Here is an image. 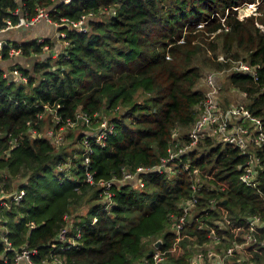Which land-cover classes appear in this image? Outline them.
<instances>
[{
  "label": "trees",
  "instance_id": "obj_1",
  "mask_svg": "<svg viewBox=\"0 0 264 264\" xmlns=\"http://www.w3.org/2000/svg\"><path fill=\"white\" fill-rule=\"evenodd\" d=\"M243 2L256 0H0V28L6 18L18 20L17 9L27 17L34 16L39 6H46L53 19L76 20L87 15L84 31L59 27L65 29L68 42L62 47L57 41L52 50L53 43L45 36L43 42L36 37H7L0 50V190L24 191L19 201L10 196L0 200V225L6 229L0 235V264H13L22 246L37 249L31 254L35 262L56 255L72 264L137 262L149 256L156 238L163 239L161 247L172 248L171 215L178 214L180 203L191 195L192 182L202 187L195 214L206 207L205 225L187 226L161 264H183L195 245L210 243L208 224L220 236L212 245L220 248L242 239L247 230L245 214L264 216V143L247 144L259 157V190L238 179L247 155L206 130L180 155L172 172L137 173L144 186L136 179L114 180L107 205L102 187L89 185L82 164L75 163L77 149L72 151L71 168L60 169L69 155L58 151L60 143L42 133L47 106L57 111V128L76 111L91 118L88 124L81 122L88 129L106 117L113 131L104 145L89 138L90 169L95 179L121 178L123 168L133 171L158 163L171 140L180 139V145L187 140L205 91L197 87L198 81L211 70L228 68L230 60L259 64L256 78L234 70L226 80L228 86L240 90L264 127V0L257 8L259 14L239 19L236 7ZM43 23L51 25L41 21L36 26L41 28ZM44 43L50 47L48 53H41ZM10 46L21 49L22 56H18L37 60L32 67L22 66L15 61L18 56L10 55ZM219 54L228 60H219ZM14 68L26 76V82L3 76L5 70ZM48 124H53L52 115ZM85 134L81 131L77 142ZM13 138H17L15 144L10 142ZM185 162L190 163V170L184 169ZM193 168L198 169L196 173ZM19 178L25 180L16 182ZM85 202L87 212L74 215L79 218L75 220L70 214ZM65 214L73 226H80L81 237L78 244L63 248L56 238L66 224ZM258 236L261 241L226 256L225 264H242L237 260L240 254L264 264L263 233ZM4 237L11 242L10 249Z\"/></svg>",
  "mask_w": 264,
  "mask_h": 264
},
{
  "label": "built area",
  "instance_id": "obj_2",
  "mask_svg": "<svg viewBox=\"0 0 264 264\" xmlns=\"http://www.w3.org/2000/svg\"><path fill=\"white\" fill-rule=\"evenodd\" d=\"M65 3L70 0H60ZM59 1L55 2L58 3ZM53 5V7L55 6ZM255 2L249 3V7L253 6ZM238 8V7H236ZM254 8L253 11H255ZM50 10L46 6L36 7V14L32 17H27V15H22L20 9L14 11L18 15V20L12 22L9 18L5 19V26L0 28V50L5 43L7 37L3 36L5 32L9 29L23 30L22 28L34 27L41 21H46L51 24L57 31L56 36L61 38L64 44H67L65 39V29H60L59 27H65L66 29H75L77 31L86 30L85 19L87 15H82L79 19H70L65 16L59 17V19H53L50 15ZM90 14V13H89ZM36 39L39 42H43L45 37L43 35H37ZM50 47L48 44L44 43L42 45L41 53H48ZM9 53L12 56H18L21 54V49L10 46ZM56 54V52H51V55ZM219 60L227 61L228 58H225L223 54H219L217 57ZM231 64L228 68L223 70H211L204 75L205 81V91L204 96L199 103L200 112L195 118L191 129L188 131L187 140L179 144L180 139L171 140L170 145L167 148L166 155L160 157V160L156 164L147 165V166H137L133 171L123 168V174L121 178L116 179H95L94 171L90 169V153L92 152V147L90 144L89 138L92 137L93 141L101 143L104 145V139L108 134L113 131V124L110 123L106 117H102L99 121V124L96 125L95 131L88 132L84 135L81 143L82 148L85 153L82 156L81 164L84 168L85 180L89 185L95 187H102V199L104 202H107L108 205L111 201L112 191L110 189L114 180L116 181H133L137 180L139 186H144L142 179L136 177V174L139 172L145 173L153 170L158 172H172L177 159L180 155L187 152L193 145L199 141L200 137L204 134V131L208 130L213 134L215 138H218L223 143H228L233 146H236L240 149L243 154L247 155L243 166L241 167V172L238 176V179L245 185L258 188V179L256 175V164L259 160L258 155L254 154L247 149L248 142H251L255 145H261L264 143V127L260 116L254 115L251 110L246 106L244 102H235L230 103L226 108H223L219 101V82L218 78L223 74L224 71L232 72L234 70L241 71L245 73H250L253 77L256 78L257 67L259 64H250L243 60H230ZM0 67H2L0 60ZM12 75L16 77L18 82H26V76L19 71L17 68H14L11 71L5 70L3 76L9 78ZM234 91H240L235 87H231ZM48 107V106H47ZM46 107V108H47ZM51 110L52 115V128L47 129L44 132L48 138L54 141L56 144H59L61 137L56 135L55 124L59 121V116L56 109L53 107H48ZM91 118L84 111H76L74 117L66 118L65 123L61 124L58 128L63 126H71L77 122L84 121L85 123H90ZM32 135H35V130H32ZM175 137V136H174ZM17 138H13L10 142L15 144ZM65 164L59 166L60 169L65 167ZM184 169L190 170V163H183ZM198 169L193 168L192 172L196 173ZM168 173V172H167ZM170 173H168V176ZM202 189L201 185L197 182H192L190 184L191 195L188 198L183 199L180 203V211L178 214H172V228L175 233V238L172 243V248L161 247L163 243L162 238H156L152 243V250L149 251V256L138 260L137 262H131L128 264H161L164 263L168 258V253L170 250H174L176 243L182 239L183 231L192 223H196L198 228H201L205 225L203 220L204 215L208 213L206 207L202 208V212L198 215L195 214V204L198 202V192ZM1 192L8 197L10 196L11 200L19 201L24 191L6 193L1 190ZM213 202V199L210 200ZM66 224L61 228L57 234L56 242H59V247H70L71 245L78 244L81 237L80 226H73V223L69 221L68 215H64ZM243 219L247 224V230L243 233L242 239L237 241H232L229 245L223 246L220 248H214L212 243L219 241L220 236L217 235V232L213 225L208 224L207 236L211 239L210 243H204L203 245H195L193 255L187 259L183 264H225L226 256L234 254V252L241 253L243 248L249 246L251 243H256L260 240L258 232L263 233L262 242L264 243V216L260 213H249L245 214ZM96 217H92L91 221L94 223ZM216 223L221 224L219 219L215 220ZM34 223L30 222V226H33ZM6 241L7 248H11V242L8 238H3ZM159 241L158 245H155ZM56 244H53V246ZM36 248H29L27 246H22L20 250L16 251L13 257V264H72L63 261L60 257L54 255L51 259H44L40 262H35L31 259V254L36 253ZM3 261L6 263L7 260L2 257ZM237 260L243 261L242 264H261L258 261H254L248 257L246 254H240L237 257ZM122 264V263H119Z\"/></svg>",
  "mask_w": 264,
  "mask_h": 264
},
{
  "label": "rangeland",
  "instance_id": "obj_3",
  "mask_svg": "<svg viewBox=\"0 0 264 264\" xmlns=\"http://www.w3.org/2000/svg\"><path fill=\"white\" fill-rule=\"evenodd\" d=\"M249 3H252V2H249ZM249 3L243 2V3H241L238 6L237 13H236L237 18L243 19V18H245L248 15H254L253 13L259 14L257 8L259 6L263 5L262 4V0H256L255 4L253 6H250V7L248 6ZM254 8H256L255 12L253 11ZM45 24L46 23H43L42 25L44 26ZM32 28H35V27H32ZM15 30L16 29H13V28L9 29L7 32L4 33L3 36L14 38L15 37V33H16ZM52 32L55 33V28L54 29L51 28V30H46V32L44 31V33H49L50 35H52ZM49 39L53 43V45L51 47L52 50H53L54 47H56L55 46L56 41H60L62 43L61 47L64 45L63 41L61 40V38H57L55 36L53 38L50 37ZM17 40H19V39H17ZM61 49L62 48H60V50ZM20 56H22V55L20 54ZM20 56L15 58V61L16 62L17 61L21 62L22 63L21 65L24 66V67H32L33 60H37L36 57H33V59H31V56H23L25 58L21 59ZM205 70L207 71V69H205ZM205 70H204V72H205ZM228 72L229 71H224L223 74L218 78V82H219V86H220L219 94H218L220 103H224V104H230V103H235V102H244L245 103V99H244L245 97L242 95V93H240L239 91H234V90L231 89L230 86H228V82L226 80V76H227ZM197 87H204L205 88L204 77L200 78V80L197 83ZM46 109H47V112H45L44 117H43V120L45 119V125L43 127L44 130H43L42 133H44L47 129L52 128L48 124V122L50 120L51 110L48 107ZM88 127L91 130L88 129L87 127H82V123L81 122H77L76 124L71 125V126H63V127L55 129L56 135L61 137L60 145H58V147H57L58 151L64 150L69 155V158L66 160V164H65V166L68 165L67 169L71 168V166H70L71 165V161L70 160H71V156L73 155L72 154L73 149H77V153L74 154V156H73L74 159H76L75 163L76 164L81 163V159H82L81 157L83 156L85 151L82 148L81 143L77 142V136H78V134L81 131H83L84 133H88L89 131L90 132L95 131V127L94 126H88ZM24 180H25V178H19V179H16L15 181L16 182H20V181H24ZM20 191L21 190H18L16 192H20ZM5 197H8V195L6 194V196H4V194L0 190V200L5 198ZM1 203L5 204V201H1ZM82 205H83L82 207H80V208L78 207L70 215L72 217H74V215H77V216L85 215V213L87 212L89 204L87 202H85ZM74 219L78 220L79 218L78 217H76V218L74 217ZM5 231H6L5 227L0 225V235H3Z\"/></svg>",
  "mask_w": 264,
  "mask_h": 264
},
{
  "label": "crops",
  "instance_id": "obj_4",
  "mask_svg": "<svg viewBox=\"0 0 264 264\" xmlns=\"http://www.w3.org/2000/svg\"><path fill=\"white\" fill-rule=\"evenodd\" d=\"M38 26H36L35 28H32L31 30H26V31L15 30L16 33H15V37L14 38L16 40L17 39L24 40V39H31V38H33L34 36H37V35H43L45 37H52V38L56 36V33H57L56 30H55V33L52 32V35H50L49 33H44V31L46 32V30H51V28L54 29V27L46 25V24L44 26L41 25V28H40V25H38ZM56 43H57V41H56ZM21 59H24V58L21 57Z\"/></svg>",
  "mask_w": 264,
  "mask_h": 264
},
{
  "label": "water",
  "instance_id": "obj_5",
  "mask_svg": "<svg viewBox=\"0 0 264 264\" xmlns=\"http://www.w3.org/2000/svg\"><path fill=\"white\" fill-rule=\"evenodd\" d=\"M23 29V31H26V30H31L32 29V27H28V28H22ZM159 244V241H157V243H155V245H158Z\"/></svg>",
  "mask_w": 264,
  "mask_h": 264
},
{
  "label": "clouds",
  "instance_id": "obj_6",
  "mask_svg": "<svg viewBox=\"0 0 264 264\" xmlns=\"http://www.w3.org/2000/svg\"><path fill=\"white\" fill-rule=\"evenodd\" d=\"M35 27V26H34ZM36 37V36H35Z\"/></svg>",
  "mask_w": 264,
  "mask_h": 264
}]
</instances>
